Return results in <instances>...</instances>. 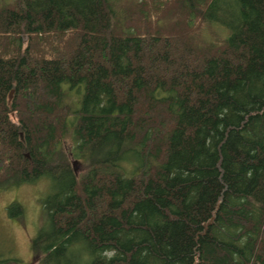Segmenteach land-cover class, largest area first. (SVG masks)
<instances>
[{
  "label": "trees",
  "instance_id": "16d2710c",
  "mask_svg": "<svg viewBox=\"0 0 264 264\" xmlns=\"http://www.w3.org/2000/svg\"><path fill=\"white\" fill-rule=\"evenodd\" d=\"M12 1L0 190L51 184L36 264H264V0Z\"/></svg>",
  "mask_w": 264,
  "mask_h": 264
},
{
  "label": "rangeland",
  "instance_id": "374dc122",
  "mask_svg": "<svg viewBox=\"0 0 264 264\" xmlns=\"http://www.w3.org/2000/svg\"><path fill=\"white\" fill-rule=\"evenodd\" d=\"M11 1L0 0V7ZM217 25L211 28L203 26L199 36L206 41H219L225 33L228 34V29L219 23ZM72 146L69 133L63 138V148L71 164L76 160L73 169L80 175L86 169V163L73 157ZM50 189V182L42 179L36 183L0 190V258L17 259L19 264H36L37 254L31 249V239L44 222L42 200ZM12 202H18L22 207L23 213L18 217L10 215L8 205Z\"/></svg>",
  "mask_w": 264,
  "mask_h": 264
},
{
  "label": "water",
  "instance_id": "95a60500",
  "mask_svg": "<svg viewBox=\"0 0 264 264\" xmlns=\"http://www.w3.org/2000/svg\"><path fill=\"white\" fill-rule=\"evenodd\" d=\"M75 164H76V160H73L72 161L73 168L75 167Z\"/></svg>",
  "mask_w": 264,
  "mask_h": 264
}]
</instances>
